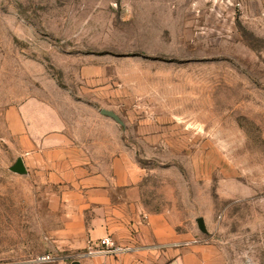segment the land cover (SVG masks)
<instances>
[{"label":"rangeland","instance_id":"374dc122","mask_svg":"<svg viewBox=\"0 0 264 264\" xmlns=\"http://www.w3.org/2000/svg\"><path fill=\"white\" fill-rule=\"evenodd\" d=\"M55 89L138 166L167 264H264V0H0V100ZM102 107L124 127L95 124ZM51 194L0 151V264L78 260L54 247Z\"/></svg>","mask_w":264,"mask_h":264},{"label":"crops","instance_id":"0c3cea01","mask_svg":"<svg viewBox=\"0 0 264 264\" xmlns=\"http://www.w3.org/2000/svg\"><path fill=\"white\" fill-rule=\"evenodd\" d=\"M5 96L0 100V151L9 168L22 159L27 175L21 177L52 193L47 200L59 225L53 230L54 247L79 257L71 264H167L163 250L172 245L173 231L146 215L140 170L125 150H111V140L117 144L118 137L89 128L94 111L79 113L56 89L53 95L41 92L21 101H9V90ZM103 109L108 110L99 108L98 115L104 120L95 124L108 127ZM107 236L131 251L86 256L89 241ZM206 257L198 247L180 249L172 262L209 264Z\"/></svg>","mask_w":264,"mask_h":264},{"label":"built area","instance_id":"2783aa9c","mask_svg":"<svg viewBox=\"0 0 264 264\" xmlns=\"http://www.w3.org/2000/svg\"><path fill=\"white\" fill-rule=\"evenodd\" d=\"M2 140L0 139V148H1ZM131 251L129 247L119 246L115 243V241L107 236L102 239H99L96 242L89 241L86 251V256L94 257V256H103V257H114L123 254H127ZM59 260L51 255L43 256L37 259V262L45 263V262H55Z\"/></svg>","mask_w":264,"mask_h":264},{"label":"water","instance_id":"95a60500","mask_svg":"<svg viewBox=\"0 0 264 264\" xmlns=\"http://www.w3.org/2000/svg\"><path fill=\"white\" fill-rule=\"evenodd\" d=\"M100 114L105 116V117H108L110 119H112L113 121H115L118 125L124 127V123L121 121V119L112 111H109V110H101L100 111ZM9 171L15 175H18V176H26L27 175V171L23 165V161L22 159H18L16 161V163L9 168ZM197 225H198V228L199 230L206 234L207 233V229H206V226H205V222L202 218H199L197 219ZM74 264H77V263H74ZM171 264H178L177 261H174L172 262Z\"/></svg>","mask_w":264,"mask_h":264}]
</instances>
